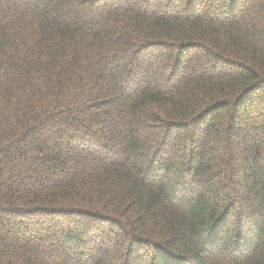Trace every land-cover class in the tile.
<instances>
[{
    "label": "trees",
    "instance_id": "16d2710c",
    "mask_svg": "<svg viewBox=\"0 0 264 264\" xmlns=\"http://www.w3.org/2000/svg\"><path fill=\"white\" fill-rule=\"evenodd\" d=\"M0 264H264V0H0Z\"/></svg>",
    "mask_w": 264,
    "mask_h": 264
}]
</instances>
